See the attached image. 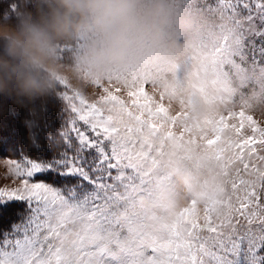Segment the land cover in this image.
<instances>
[{"label": "snow or ice", "instance_id": "obj_1", "mask_svg": "<svg viewBox=\"0 0 264 264\" xmlns=\"http://www.w3.org/2000/svg\"><path fill=\"white\" fill-rule=\"evenodd\" d=\"M202 8L208 22L168 69L133 74L121 87L94 85L104 93L94 102L62 87L54 102H63L65 115L45 136L54 147L41 148L35 137L0 177L20 181L0 187V264H264V186L233 180L236 204L207 211L203 221L186 211L183 226L149 225L125 196L149 182L146 168L167 148H184L194 95L223 109L206 121L207 145L231 130L235 159L264 176L255 163L264 162V126L246 112L264 102V0H202ZM150 86L163 89L159 100ZM125 90L129 101L118 95ZM165 101L181 112L172 115Z\"/></svg>", "mask_w": 264, "mask_h": 264}, {"label": "clouds", "instance_id": "obj_2", "mask_svg": "<svg viewBox=\"0 0 264 264\" xmlns=\"http://www.w3.org/2000/svg\"><path fill=\"white\" fill-rule=\"evenodd\" d=\"M170 0H22L0 10V114L8 105L38 114L66 71L62 45H76L74 74L104 79L125 73L153 53H184L174 32ZM25 126L34 141L37 121Z\"/></svg>", "mask_w": 264, "mask_h": 264}, {"label": "rangeland", "instance_id": "obj_3", "mask_svg": "<svg viewBox=\"0 0 264 264\" xmlns=\"http://www.w3.org/2000/svg\"><path fill=\"white\" fill-rule=\"evenodd\" d=\"M170 7L176 18L175 37L184 47L183 55L169 59L159 53H153L149 60L142 62L134 69L125 73H111L104 79H97L87 74L76 75L70 71L79 45H62L60 63L69 71H66L63 78L56 82L51 96L46 101L38 103V111L54 108L52 104L48 105V102L54 101L60 95L62 87L67 86L73 94L94 102L99 96L104 95L94 85H100L103 88L121 87L131 80L133 74L143 71L157 74L168 69L175 62L182 61L188 54L193 40L208 22V18L203 11L202 0H170ZM162 91L163 89L159 86L148 88L149 94L155 96L157 100ZM118 95L125 101L130 99L126 90ZM55 101L59 104V108L55 109H64L62 101ZM191 103L192 109L186 119L190 133L186 135L187 143L184 148L181 150L167 148L165 155L157 157L154 167L146 168L149 182L142 187L129 188L125 192V196L134 204L135 212L149 225L165 221L169 225L183 226L184 213L191 210L198 211L201 221L207 211L218 215L229 203H237V197L233 194L231 187L233 180H243L246 187L257 190L264 186V176L258 175L255 171L245 172L242 163L235 159L239 151L237 148L239 138L231 130L226 131L215 146L207 145L206 141L213 138V133L206 121L215 120L223 109L199 95L192 96ZM165 104L172 115L175 116L181 112L178 103L165 101ZM236 110L238 111L239 107ZM25 111L27 110L8 105L7 110L0 114V142L14 141L16 135L9 137V133L13 130L23 133L24 122L28 120L24 115ZM246 112L253 115L260 125L264 126V102H251ZM111 119L116 121L118 116L113 114ZM175 132L177 135L183 134L179 126ZM14 143L20 146L19 142ZM261 153L264 154V148L261 149ZM17 159L3 155L0 151V177L10 175L8 161ZM246 159L251 158L246 157ZM255 163L264 169V162L256 161ZM19 185V180L0 179V187L15 188ZM120 219L124 222L129 219L123 210L120 212Z\"/></svg>", "mask_w": 264, "mask_h": 264}, {"label": "trees", "instance_id": "obj_4", "mask_svg": "<svg viewBox=\"0 0 264 264\" xmlns=\"http://www.w3.org/2000/svg\"><path fill=\"white\" fill-rule=\"evenodd\" d=\"M21 6L22 0H0V10H8L10 8L11 11L15 13L18 10V7ZM50 104H52L54 108H51V110H45L46 112L44 110V112L38 111V114L36 116H30L28 110L24 113L26 118L37 121V127H35L33 131L35 133V137H39L37 142L40 143L41 148L54 147L47 142L45 136L47 134L48 138H51V134L55 130V127L60 126L61 124L60 117L65 115L64 109H55L56 107L59 108V104L57 103V101H49L48 105ZM22 130L23 133H19V135H16L14 141L10 142L6 140L0 142V151L1 153H3V155L19 159L20 153L28 154L32 150L33 140L30 138L29 129L24 125ZM14 142H19L20 146L15 144ZM14 145H16V147Z\"/></svg>", "mask_w": 264, "mask_h": 264}]
</instances>
